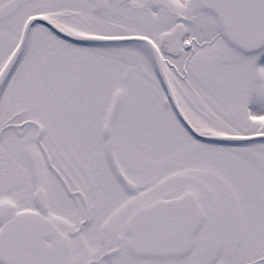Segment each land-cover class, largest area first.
Returning <instances> with one entry per match:
<instances>
[{
  "label": "snow or ice",
  "instance_id": "1",
  "mask_svg": "<svg viewBox=\"0 0 264 264\" xmlns=\"http://www.w3.org/2000/svg\"><path fill=\"white\" fill-rule=\"evenodd\" d=\"M0 264H264V0H0Z\"/></svg>",
  "mask_w": 264,
  "mask_h": 264
}]
</instances>
